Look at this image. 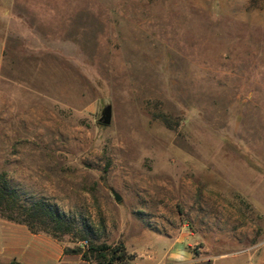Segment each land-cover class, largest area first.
Returning <instances> with one entry per match:
<instances>
[{
  "label": "rangeland",
  "instance_id": "rangeland-1",
  "mask_svg": "<svg viewBox=\"0 0 264 264\" xmlns=\"http://www.w3.org/2000/svg\"><path fill=\"white\" fill-rule=\"evenodd\" d=\"M1 173L68 247L262 257L264 0H0Z\"/></svg>",
  "mask_w": 264,
  "mask_h": 264
},
{
  "label": "trees",
  "instance_id": "trees-1",
  "mask_svg": "<svg viewBox=\"0 0 264 264\" xmlns=\"http://www.w3.org/2000/svg\"><path fill=\"white\" fill-rule=\"evenodd\" d=\"M0 217L25 225L34 234L44 233L57 241L65 235H70L78 241L88 239V229H80L72 221L67 220L53 206L45 200L39 199L25 202L22 195L13 187L4 173L0 174ZM65 254L80 255L90 264H115L124 263L132 259L127 254L123 244L109 246L85 245L64 248ZM8 264H22L15 260Z\"/></svg>",
  "mask_w": 264,
  "mask_h": 264
},
{
  "label": "crops",
  "instance_id": "crops-1",
  "mask_svg": "<svg viewBox=\"0 0 264 264\" xmlns=\"http://www.w3.org/2000/svg\"><path fill=\"white\" fill-rule=\"evenodd\" d=\"M147 244V243H146ZM264 245V243H263ZM65 245L44 233L34 234L19 223L0 217V264H8L15 260L22 264H90L80 255L65 254ZM154 252L149 259L141 260V264H155ZM230 257L219 258L215 264H231ZM169 261L183 263L192 261L187 251H177L168 255ZM235 264H264V248L262 257L255 259L249 248L235 252Z\"/></svg>",
  "mask_w": 264,
  "mask_h": 264
},
{
  "label": "water",
  "instance_id": "water-1",
  "mask_svg": "<svg viewBox=\"0 0 264 264\" xmlns=\"http://www.w3.org/2000/svg\"><path fill=\"white\" fill-rule=\"evenodd\" d=\"M110 119H111V108L110 106H106L103 110H102V116L100 118V121L104 124V125H108L110 123ZM113 196L115 201H119L120 200V196L113 192Z\"/></svg>",
  "mask_w": 264,
  "mask_h": 264
},
{
  "label": "built area",
  "instance_id": "built-area-1",
  "mask_svg": "<svg viewBox=\"0 0 264 264\" xmlns=\"http://www.w3.org/2000/svg\"><path fill=\"white\" fill-rule=\"evenodd\" d=\"M83 243H86V241H85V242H83Z\"/></svg>",
  "mask_w": 264,
  "mask_h": 264
}]
</instances>
